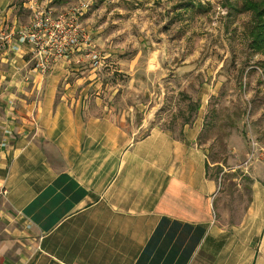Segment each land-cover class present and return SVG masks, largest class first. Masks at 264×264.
I'll use <instances>...</instances> for the list:
<instances>
[{
	"label": "crops",
	"instance_id": "1",
	"mask_svg": "<svg viewBox=\"0 0 264 264\" xmlns=\"http://www.w3.org/2000/svg\"><path fill=\"white\" fill-rule=\"evenodd\" d=\"M36 1L18 25L0 0V264H264L262 182L241 222L222 227L196 122L136 138L59 91L61 75L32 72L18 32Z\"/></svg>",
	"mask_w": 264,
	"mask_h": 264
},
{
	"label": "rangeland",
	"instance_id": "2",
	"mask_svg": "<svg viewBox=\"0 0 264 264\" xmlns=\"http://www.w3.org/2000/svg\"><path fill=\"white\" fill-rule=\"evenodd\" d=\"M26 1L11 3L18 25L29 20ZM78 1L52 4L60 13ZM89 1L91 45L45 74L61 75L59 91H74L91 113L112 112L136 138L157 126L183 135L196 122L219 184L217 221L236 226L255 181L264 185V46L252 45L245 0Z\"/></svg>",
	"mask_w": 264,
	"mask_h": 264
},
{
	"label": "built area",
	"instance_id": "3",
	"mask_svg": "<svg viewBox=\"0 0 264 264\" xmlns=\"http://www.w3.org/2000/svg\"><path fill=\"white\" fill-rule=\"evenodd\" d=\"M50 2L37 0L32 22L18 32V40L32 47L33 73L45 74L55 64L69 61L92 43L82 20L90 9L89 0H79L60 13L51 9ZM25 79L30 80L31 76L26 75Z\"/></svg>",
	"mask_w": 264,
	"mask_h": 264
},
{
	"label": "trees",
	"instance_id": "4",
	"mask_svg": "<svg viewBox=\"0 0 264 264\" xmlns=\"http://www.w3.org/2000/svg\"><path fill=\"white\" fill-rule=\"evenodd\" d=\"M243 8L253 14L255 26L251 32L252 45L262 49L264 46V0H245Z\"/></svg>",
	"mask_w": 264,
	"mask_h": 264
}]
</instances>
